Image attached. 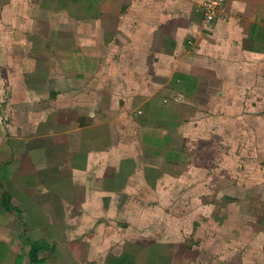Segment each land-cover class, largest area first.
I'll return each instance as SVG.
<instances>
[{
  "label": "crops",
  "instance_id": "obj_1",
  "mask_svg": "<svg viewBox=\"0 0 264 264\" xmlns=\"http://www.w3.org/2000/svg\"><path fill=\"white\" fill-rule=\"evenodd\" d=\"M200 2L0 0V264H246L264 249L249 231L193 258L185 236L143 238L126 217L264 78V0H223L204 28ZM219 215L215 239L233 222Z\"/></svg>",
  "mask_w": 264,
  "mask_h": 264
},
{
  "label": "rangeland",
  "instance_id": "obj_2",
  "mask_svg": "<svg viewBox=\"0 0 264 264\" xmlns=\"http://www.w3.org/2000/svg\"><path fill=\"white\" fill-rule=\"evenodd\" d=\"M251 85L254 98L245 101L244 107L247 109H244L242 114L224 116L232 118L233 123L225 122L223 136L220 139L218 131L212 136L209 134V142L196 140L198 145H195L196 142L191 141L190 146L183 149L184 153L187 150L190 155L187 162L184 156H180L181 154L176 156V162L178 157L179 161L173 173L175 178L165 180L163 189L160 188L161 192H165L160 195V202L154 204L149 211L137 210L126 214L130 225L134 223L139 225L136 220L142 215L143 238L152 235L153 230L155 236L158 231L166 236L170 231L169 235H173L170 239L176 242L175 247L180 241L179 237L185 236L187 242H183L182 245L185 243L184 247L188 248L185 249L186 252L191 250L193 258L207 259L211 253L224 256L226 236L237 237L242 246L246 244L248 233L260 234V231L264 233V78L262 82ZM248 102L249 105L252 103L257 107L252 111L253 114L246 113ZM154 134L156 131L149 132L147 136ZM169 135L166 134L168 140L156 138L154 141L171 143ZM221 142L223 145L215 147L214 143ZM174 143L176 147L179 146L177 141ZM182 205L185 206V211L180 210ZM196 207L197 209L192 210ZM190 209L192 213H189ZM222 213L231 216L233 222L227 226L223 225L222 231L219 232L220 238L215 239L214 221L220 220L219 214ZM200 215L203 217L206 215L207 218L201 225L197 220H193L201 219ZM134 228L129 229L134 231ZM137 229L141 230V227L138 226ZM229 243L231 244L228 242L227 245ZM255 250V252L248 250L246 253L243 251L240 254L242 261H246L247 264V261L252 262L253 258L263 263L264 249ZM226 263L227 261L220 262Z\"/></svg>",
  "mask_w": 264,
  "mask_h": 264
},
{
  "label": "built area",
  "instance_id": "obj_3",
  "mask_svg": "<svg viewBox=\"0 0 264 264\" xmlns=\"http://www.w3.org/2000/svg\"><path fill=\"white\" fill-rule=\"evenodd\" d=\"M223 0H201L203 18L202 28L208 24L220 13Z\"/></svg>",
  "mask_w": 264,
  "mask_h": 264
},
{
  "label": "trees",
  "instance_id": "obj_4",
  "mask_svg": "<svg viewBox=\"0 0 264 264\" xmlns=\"http://www.w3.org/2000/svg\"><path fill=\"white\" fill-rule=\"evenodd\" d=\"M31 256H33L34 257V253H31ZM33 260V262H35L36 261V259H32Z\"/></svg>",
  "mask_w": 264,
  "mask_h": 264
}]
</instances>
